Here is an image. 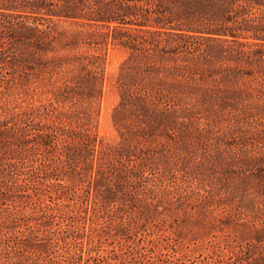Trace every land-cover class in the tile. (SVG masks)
I'll list each match as a JSON object with an SVG mask.
<instances>
[{"label": "trees", "instance_id": "obj_1", "mask_svg": "<svg viewBox=\"0 0 264 264\" xmlns=\"http://www.w3.org/2000/svg\"><path fill=\"white\" fill-rule=\"evenodd\" d=\"M110 43L127 52L114 142L97 131ZM0 69L18 96L1 200L37 196L8 264H144L105 234L172 224L202 241L190 264H264V0H0Z\"/></svg>", "mask_w": 264, "mask_h": 264}, {"label": "rangeland", "instance_id": "obj_2", "mask_svg": "<svg viewBox=\"0 0 264 264\" xmlns=\"http://www.w3.org/2000/svg\"><path fill=\"white\" fill-rule=\"evenodd\" d=\"M71 27L75 29V25H72ZM126 54V50L119 45L110 43L107 47V55L104 67V93L100 101L97 131L100 137L105 138L106 140L111 142L117 140V131L113 125L111 116L112 110L119 100L116 76L119 70L120 63L125 58ZM1 73L2 70L0 69V75ZM40 83L41 87L38 89V94H36V103H39V101L42 99L44 101L46 97V94H43L45 90L43 86L44 82ZM35 89L36 88H34V90ZM17 97L18 96L13 91L8 92L7 94L0 95V109L3 106L6 107V109L12 108ZM3 117L4 116L0 115V119H2ZM1 188L2 187H0V209L5 208L9 210L6 212H10L12 214L11 218H8L6 216L5 220H1L2 216H0V264H8V261L4 260L7 259L4 258V256L7 254H11L8 251L11 249L12 242L15 238L23 236V233L25 232V226L19 219H25L28 213H31V201L32 199H36L37 196L34 195V192H32V190L30 191V194L28 192V196H24V202H26L28 206L23 209L19 206L17 207V205H19L20 203V196L24 195V193L15 192L14 188L12 190V193H9L7 197L8 200L2 201ZM31 196L32 199H30ZM44 198L49 199L48 196H45ZM26 210L28 211V213ZM20 211H22L24 216H21ZM15 218L18 219L16 222ZM10 219L12 220L11 223ZM169 222L170 220L168 221V223ZM2 223H4L3 227L1 226ZM172 225L173 227L166 228L165 230L167 231L165 232L157 231V227L154 228V231L153 228L151 229V231H148L146 227H142L141 229H133L130 235L131 243L129 244L128 241H125L122 238V235L119 236L118 234L116 235L115 232H107L104 237V240L106 241L105 247L108 248V250L114 248L116 250H121V244L127 243L125 244V246H123V248H125L124 252H126L127 255H129V251L134 247L137 249H139L140 247L145 248V252L147 253L145 257L147 261L145 260L144 264H151L154 260H156V262H158L159 264H168L170 261L167 259H172L171 257L181 258L180 260L183 264H190L193 260L202 258L205 255L204 247L201 244L202 241L200 240L199 242H195L193 240H189L188 236L186 237V239L182 238L183 235L177 236L176 233H174V230L175 227L177 229H180V227L175 226L176 224ZM159 252L168 253V255L153 259L152 257ZM169 254L171 255V257L169 256ZM14 261L15 258L13 260L11 259L10 264H15ZM28 264H31V262L29 261Z\"/></svg>", "mask_w": 264, "mask_h": 264}]
</instances>
